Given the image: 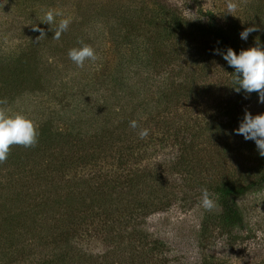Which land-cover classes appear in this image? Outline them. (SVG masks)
Listing matches in <instances>:
<instances>
[{"label":"trees","instance_id":"trees-1","mask_svg":"<svg viewBox=\"0 0 264 264\" xmlns=\"http://www.w3.org/2000/svg\"><path fill=\"white\" fill-rule=\"evenodd\" d=\"M39 1L21 0L16 6L26 12L30 23L36 24L32 20L35 17L40 25L38 18L41 15H35ZM58 1L63 3L66 0ZM150 4L152 7L144 15L143 27L137 28L131 23L140 13L137 8L131 12L127 9V14L120 16L124 20L116 19V24L106 27L118 59L102 64V68L93 73L96 79L97 75L103 74L101 70L105 72L99 84L104 85L106 96H93L91 102L81 97L85 90L81 88V92L72 98L76 106L66 107L60 114L56 112V118L47 115L38 124L32 120L39 133L35 147L13 146L6 163L0 164V172L7 168H13L11 170L17 175L28 170L36 172L34 182H18L11 188V193L25 205L16 212V216L0 217V264L16 263L19 251L13 244L22 241H28V247L33 243L40 255L37 261L29 258L30 264H125L117 259L124 252L134 261L139 258L134 256L138 248H127L133 245L131 239L137 236L134 238L139 248L145 247L146 242V236L137 226L145 217L168 208L178 200L173 193H167L164 180L167 175L181 177L183 186L189 191L199 188L198 193L201 194V189L207 188L216 201L217 206L210 210L211 213L206 212L200 229L202 237L213 225L230 231L246 229L237 201L264 189V157L261 156V160L250 167L251 170L240 171L236 177L237 171L232 173L233 166L226 165L227 134L239 116V113H234L237 106L230 104V100L215 105L232 106L228 109L223 107V116L233 121L232 124L209 123L199 132H193L186 123L181 124L180 105L198 93L197 80L205 79L213 71L216 61L229 79L219 90H212L213 84L205 87L202 84V99L211 100L212 96L216 102L220 92L223 96L233 93L234 69L214 50L225 53L227 48H232L239 54L242 49L256 46L257 38L264 47V0H247L243 7L241 3L240 16H226L224 24H218L213 13L205 11L206 20L198 25L190 23L177 6L167 0H155ZM253 24L261 31L252 32L246 41L241 40L240 32ZM46 29L45 39L30 43L28 60L33 61L35 70L24 64L27 59L22 52L19 53L21 49L7 52L0 58L4 69L26 74H41L45 70L46 74L52 75L54 72L44 68L39 61L37 48L51 45L59 53L61 49L66 53L72 48L70 44H75L74 39H65L63 34L61 43L52 45L51 34L54 35L55 28L48 26ZM179 58H187L189 70L182 78V68L170 67V60ZM87 81L85 85L88 86L94 82L92 77ZM7 82L3 80L0 86H6ZM78 83L72 81L69 89H75ZM239 94L246 95L243 90ZM111 106H116L113 115ZM51 117L55 121H51ZM132 120L149 129L146 139H139L138 129L130 128ZM202 133H209L206 136L208 144L198 148L195 139H201ZM170 140L178 150L167 164L159 163L150 168L140 165L148 157L150 146ZM251 147L248 143L245 149L250 151ZM106 160H111V169L115 171L102 175L94 173L78 181L66 179L67 170L79 167L93 169L101 162L106 164ZM189 200L179 198L186 203ZM15 225H18L17 235ZM90 227L104 243L112 246L102 256L86 258L71 242V237L78 230ZM26 235L29 237L23 239ZM124 244L126 249L121 248ZM161 245L158 241H151L148 253L159 250ZM209 258L212 259L208 256L207 261L211 263Z\"/></svg>","mask_w":264,"mask_h":264},{"label":"rangeland","instance_id":"rangeland-1","mask_svg":"<svg viewBox=\"0 0 264 264\" xmlns=\"http://www.w3.org/2000/svg\"><path fill=\"white\" fill-rule=\"evenodd\" d=\"M19 1L21 0H0V58L6 55L7 52L21 49L19 53L22 52V55L27 59L24 64H28L30 69H34L33 61L29 62L28 60L29 47L30 43L34 44L37 41L40 33L32 30V23L27 19L26 12L19 10V5L16 6ZM151 1L155 0H66L63 3L58 0H40L35 15L42 16V10L54 9L62 13L63 17L71 18L72 22L68 30L63 33L66 35L65 39H74L73 44L75 45L70 44L72 47L80 46L77 41H83L91 45L96 50L99 59L95 63L86 62L84 68H77L68 59V51L65 53L61 49V53H59L51 45L39 46L37 48V50L39 49L37 54L40 57L39 61L44 68L47 67L54 72L50 76L46 74L45 70L41 74L35 72L29 74L14 73L12 70H5L3 61H0V83L3 80L9 81L6 86H0V99L5 95L7 108L12 112L22 113L31 120L34 119L33 121L38 124L44 121L47 115L55 117L56 112L60 114L66 107L70 109V107L76 106L72 98L76 93L81 92V88H85L81 97L91 102L93 96H99L100 98L106 96L104 85L99 84L100 81H103L101 76H104L105 72L101 70L103 74L97 75L96 79V75L93 74L95 70L102 68V64L115 62L118 59L117 55L114 54L115 44L108 32L109 29L106 27H110L109 24L112 23L116 24V19L117 21L124 20L120 16L123 13L127 14V9L131 12L135 8L140 13L138 17L133 18L131 23H134L137 28L143 27L144 15L149 12L153 4V2L150 4ZM167 1L177 6L182 15L195 25L206 20L205 11H211L218 24H224L226 16H240L241 14V0H237L240 7L233 15L224 12L225 0ZM115 3H118L121 8ZM243 5L244 3H242V7ZM102 13L104 14L102 15ZM105 15L107 16L105 17ZM60 18L62 17H57V20ZM32 20L37 24V27L44 30L50 26L44 23L39 25L35 17H32ZM55 27L56 25L51 26L52 29ZM52 37L51 34L52 45L61 43V39L55 40ZM48 47L49 52H47ZM170 61L172 63L170 67L174 69L182 68L181 78L189 72L186 65L187 58L171 59ZM212 67L213 71L207 74L204 77L205 79L200 78L197 80L195 86L199 88L198 93L180 105L182 106L181 114L183 117L181 124L186 123L191 131L194 130L193 132H199V129H203L209 123L213 125H219L221 122L232 124L233 121L223 116V107L228 109L232 106L215 105L227 100L231 101L230 104H235L237 111L234 113H239V116L238 121L233 122L232 129L228 131V146L224 161L230 168L233 166L232 173L237 171L236 177L240 171L251 170L250 167H253L255 162L258 163L261 156L254 141H246L243 136L235 134L234 130L239 127L245 110L253 115L264 113V103L258 102V95H241L235 91L225 96L220 92L216 102H213L212 96H210L211 100L204 101L202 95H200V90L203 87L213 84L212 90H219L229 79L228 75L221 71L219 61L214 62ZM90 77H92V81L94 79L95 81L90 83V86L85 85L89 82L87 79L90 80ZM72 81L79 82L73 90L69 89ZM246 96L247 98H245ZM115 109L116 106H111L112 115ZM55 118L51 117V121H55ZM208 134L202 133L201 139H195L198 148L207 146L206 136H209ZM248 143L252 145L250 151L245 149ZM177 150L178 148L172 144L171 140L166 143H154L148 149V157L140 165L150 168L159 163L167 164V160L173 157ZM106 162V164L101 162L99 167L93 169L79 167L78 169L67 170L65 173L66 179L78 181L94 173L102 175L106 172L115 171V169H111V160H106ZM137 168L139 167L137 166ZM11 169L13 168H7L0 172V217H3V219L16 216V212H19V209L25 205L23 200L11 193L13 185L17 186L18 182L27 184L26 181L34 182L36 179L35 170H28L17 175ZM164 180L167 182V193L169 195L173 193L178 200L168 208L145 217L142 223L137 226V229L146 236L145 247L141 246L139 248L134 238L137 236H134L131 239L133 245L127 246V248L130 249L134 246L138 248L134 256H139V258H135L133 261L128 253L124 252L117 259H121L122 263L125 264H139L141 260L145 264H204V262H207V264H264V189L257 193L247 194L237 201L244 216L246 228L244 231L235 229L230 231L213 225L208 227L207 234L202 237L200 229L203 220L206 212L208 214L211 212L200 207L201 194L198 193L200 189L195 188L189 191V188L183 186V180L178 175H167ZM183 197L190 198V200L187 203L179 201V198ZM16 220L17 218L14 219V221ZM82 227L85 228L84 225ZM15 228L17 235L18 225H15ZM83 228L78 230L75 235L73 234L71 242L86 258L89 256H102L112 247L104 243L92 227L88 230ZM28 237L29 235H26L23 239ZM153 240L160 242L162 245L159 250L155 249L152 253H148V248ZM27 244L28 241L13 244L19 251L15 264H30L29 258L36 261L39 259L40 255L37 253L38 250L34 248L35 245L32 243L28 247ZM125 247L126 244L121 246V248L126 249ZM30 250L32 251L30 252ZM141 255H144L145 258H142ZM208 256L212 258H209L212 260L211 263L207 261ZM143 261L142 264H144Z\"/></svg>","mask_w":264,"mask_h":264},{"label":"clouds","instance_id":"clouds-1","mask_svg":"<svg viewBox=\"0 0 264 264\" xmlns=\"http://www.w3.org/2000/svg\"><path fill=\"white\" fill-rule=\"evenodd\" d=\"M247 3V0H241ZM240 3L237 0H225L224 12L233 15L238 10ZM43 14L38 19L47 25H56L53 39L59 40L71 24V18L63 17V14L54 10H42ZM57 17H62L57 20ZM32 30L39 32L37 40L45 39L44 29L31 24ZM261 31L260 27L253 24L240 32L241 40H247L252 32ZM79 47H72L68 50V59L77 68H84L86 62L95 63L99 57L96 50L83 41H77ZM215 54L222 55L227 64L234 69L233 90L240 93L243 90L246 94L257 93L258 102L264 103V47L260 45L257 38L256 46L240 50L237 54L232 48H227L225 53L214 50ZM247 98V96L245 97ZM7 99H0V164L6 163L13 146L33 148L38 143V130L36 124L19 112H12L6 107ZM130 128L137 130L138 138L143 140L149 136V129L142 128L136 120L129 122ZM235 134L243 136L248 141H254L260 156L264 157V113L253 115L247 110L244 111L243 119L239 127L234 130ZM200 207L205 210H212L217 206L212 199V194L207 188L201 189Z\"/></svg>","mask_w":264,"mask_h":264}]
</instances>
